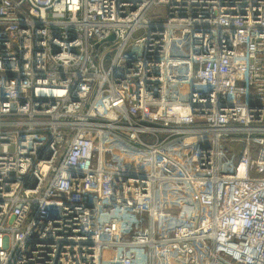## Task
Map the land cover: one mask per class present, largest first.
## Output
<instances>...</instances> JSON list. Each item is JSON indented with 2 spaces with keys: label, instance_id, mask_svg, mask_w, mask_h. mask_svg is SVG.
I'll return each mask as SVG.
<instances>
[{
  "label": "built area",
  "instance_id": "1",
  "mask_svg": "<svg viewBox=\"0 0 264 264\" xmlns=\"http://www.w3.org/2000/svg\"><path fill=\"white\" fill-rule=\"evenodd\" d=\"M0 264H264V0H0Z\"/></svg>",
  "mask_w": 264,
  "mask_h": 264
},
{
  "label": "rangeland",
  "instance_id": "2",
  "mask_svg": "<svg viewBox=\"0 0 264 264\" xmlns=\"http://www.w3.org/2000/svg\"><path fill=\"white\" fill-rule=\"evenodd\" d=\"M260 168H263V167H258V168H257V171L255 172L254 175H256V176L259 175L260 172H258V169H260Z\"/></svg>",
  "mask_w": 264,
  "mask_h": 264
},
{
  "label": "water",
  "instance_id": "3",
  "mask_svg": "<svg viewBox=\"0 0 264 264\" xmlns=\"http://www.w3.org/2000/svg\"><path fill=\"white\" fill-rule=\"evenodd\" d=\"M113 39V36H111L110 38H109V40H112Z\"/></svg>",
  "mask_w": 264,
  "mask_h": 264
}]
</instances>
